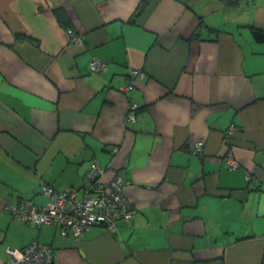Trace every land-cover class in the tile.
Masks as SVG:
<instances>
[{"label": "crops", "instance_id": "crops-1", "mask_svg": "<svg viewBox=\"0 0 264 264\" xmlns=\"http://www.w3.org/2000/svg\"><path fill=\"white\" fill-rule=\"evenodd\" d=\"M140 1L0 0V264L33 239L53 264H264V42L249 29L264 30V0H154L134 16ZM92 160L128 181L133 213L114 231L72 238L7 211L48 202L43 185L80 193Z\"/></svg>", "mask_w": 264, "mask_h": 264}, {"label": "built area", "instance_id": "built-area-1", "mask_svg": "<svg viewBox=\"0 0 264 264\" xmlns=\"http://www.w3.org/2000/svg\"><path fill=\"white\" fill-rule=\"evenodd\" d=\"M68 36L73 41L79 38L69 29ZM93 72L105 71L106 63L93 59L90 63ZM131 86H129V89ZM136 105H131L128 109L126 119L134 122ZM202 147L201 142L194 143L193 154ZM228 161L231 168H236L237 163L229 156ZM103 169L99 167L96 160H93L89 169L85 173L88 184L82 193L76 189L66 188L65 190H53L48 187L44 189V194L50 196L51 201L42 209H38L30 200H23V205L19 204L13 208L10 204L6 206L7 211L21 221L33 223L37 226L52 224L59 228L63 236L72 238L80 237L91 225L103 224L107 229L113 231L119 219H129L132 216L131 204L124 195V189L128 181L116 175L110 181L101 179ZM77 201L73 202V200ZM23 214L18 213V209H28ZM81 217V218H80ZM24 249V250H23ZM21 250H11L10 259L4 264H53L54 253L49 244L33 239L26 247ZM10 254V253H9Z\"/></svg>", "mask_w": 264, "mask_h": 264}, {"label": "trees", "instance_id": "trees-1", "mask_svg": "<svg viewBox=\"0 0 264 264\" xmlns=\"http://www.w3.org/2000/svg\"><path fill=\"white\" fill-rule=\"evenodd\" d=\"M154 2V0H141L140 2H139V4H138V6L136 7V9H135V12H134V16H140V15H142L150 6H151V4ZM227 2H228V4H231V5H236V4H238L239 2H240V0H227ZM54 14H55V17L57 18V20H58V22L63 26V28H65L66 30H68L69 28H70V23H69V20L67 19V17H66V15H65V12L63 11V10H61V9H56V10H54ZM200 25L202 26V21L200 20ZM249 29H250V31H251V34H252V37L254 38V40L256 41V42H258V43H263L264 42V30L263 29H260V28H257V27H254V26H249ZM197 37H199V32L197 33V34H195L194 36H193V38H197ZM27 39V37H25V36H23V35H17L16 37H15V40L16 41H22V40H26ZM233 129H234V127H229V128H227V131L225 132V134H227V135H225V139H226V142H225V145H227V147H228V151H231L230 149H231V146H232V144L228 141V139L230 140V139H232V138H230L231 136H230V132L232 133V131H233ZM232 135V134H231ZM227 137V138H226ZM193 151H196V149H194V147L192 148V147H190L189 149H188V152H189V154H191V155H196V156H199V153L198 152H196L195 154H193ZM93 161V160H92ZM92 161H90V163H89V166H88V169H89V167H90V164H91V162ZM98 163V162H97ZM100 167V166H99ZM87 169V170H88ZM87 172V171H86ZM117 176H118V174H117ZM120 176H122V175H120ZM123 177V176H122ZM248 179H251L250 177H248ZM85 180H86V178H85ZM248 181H250V180H248ZM90 183H92L90 180L88 181V180H86V184H85V186H84V188L88 185V184H90ZM250 185V184H249ZM44 186H48V187H50V188H52L53 190H57V189H54L53 187H51L50 185H43L42 187H41V190L43 189V187ZM69 188V187H68ZM70 188H72V189H75L74 187H70ZM65 190V189H64ZM77 190V189H76ZM83 190V189H82ZM220 190H222L224 193H225V197H230V196H233L234 195V192H236L238 189H233V188H220ZM60 191V190H59ZM78 191V190H77ZM43 192V190L41 191V193ZM44 193V192H43ZM78 193H79V191H78ZM82 193V191H80V194ZM30 201H32L31 199H30ZM33 202V201H32ZM132 213H133V211H132ZM129 219H131V217L129 218ZM129 219H119V220H128L129 221ZM119 220H117V222L119 221ZM116 222V223H117ZM97 225H102V226H104L103 224H97ZM91 226H94V225H91ZM91 226H89L88 227V229L91 227ZM87 229V230H88ZM115 229H116V226H115ZM114 229V230H115ZM113 230V231H114Z\"/></svg>", "mask_w": 264, "mask_h": 264}, {"label": "rangeland", "instance_id": "rangeland-1", "mask_svg": "<svg viewBox=\"0 0 264 264\" xmlns=\"http://www.w3.org/2000/svg\"><path fill=\"white\" fill-rule=\"evenodd\" d=\"M103 62H105L106 63V66L108 67V63L106 62V61H103ZM89 68H90V65H89ZM91 70V69H90ZM107 70V69H106ZM105 70V71H106ZM100 72H103V71H100ZM124 90H126V89H124ZM128 114V113H127ZM202 143V142H201ZM202 146H203V144H202ZM229 156H232V153H229L228 154V157ZM48 188V186H44L43 187V190L45 189H47ZM51 201V198H50V200L48 201V202H46L45 204H43V205H37V204H35V203H33L38 209H42V208H44L45 206H46V204H48L49 202ZM75 201H77V199H75V200H73V202H75ZM23 200H18L17 202H11V203H9L13 208H15V205L16 204H19V206L18 207H21L22 205H23ZM31 208L32 207H30L29 208V210L28 209H26V208H24V209H18V213L20 214H23V213H25L26 211H31ZM10 213V212H9ZM13 215V214H12ZM81 218V217H80ZM25 223H28V221H25ZM24 250V249H23ZM8 253H10L9 254V256H8V258L2 263V264H4V263H6L9 259H10V257H11V249L8 251Z\"/></svg>", "mask_w": 264, "mask_h": 264}, {"label": "bare ground", "instance_id": "bare-ground-1", "mask_svg": "<svg viewBox=\"0 0 264 264\" xmlns=\"http://www.w3.org/2000/svg\"><path fill=\"white\" fill-rule=\"evenodd\" d=\"M11 250H16V249H11Z\"/></svg>", "mask_w": 264, "mask_h": 264}]
</instances>
